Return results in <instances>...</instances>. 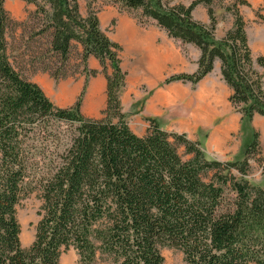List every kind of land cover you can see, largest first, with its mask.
Returning <instances> with one entry per match:
<instances>
[{
    "label": "trees",
    "instance_id": "1",
    "mask_svg": "<svg viewBox=\"0 0 264 264\" xmlns=\"http://www.w3.org/2000/svg\"><path fill=\"white\" fill-rule=\"evenodd\" d=\"M23 1L34 3L42 27L52 30L53 53L66 60L76 40L83 59L92 55L99 60L108 97L102 118L85 117L80 99L69 109L57 106L15 67L8 41L13 20L0 0V264H60L63 250L71 246L86 263L102 247L120 264H163L159 247L164 245L180 248L188 264H264V187L244 178L249 159L258 153V132L245 158L235 161L207 158L200 142L162 129L155 118H148L144 135L136 134L120 99L127 77L123 48L101 28L98 15L89 11L83 16L79 0ZM215 1L222 0L188 5L114 0L121 9L136 12L141 24L154 20L170 37L199 48L197 70L171 75L166 83L196 84L219 59L234 108L249 120L264 116L263 72L255 67L264 70V56L253 58L240 11L251 4L233 0L226 6L234 24L217 39ZM198 4L207 6L209 24L193 17ZM263 10L264 3L255 9L262 22ZM52 76L58 80L65 74L57 70ZM36 134H47L57 154L48 176L39 180L43 205L35 240L23 248L16 214L32 190L26 181L32 161L27 148ZM178 145L192 158L184 160Z\"/></svg>",
    "mask_w": 264,
    "mask_h": 264
},
{
    "label": "crops",
    "instance_id": "2",
    "mask_svg": "<svg viewBox=\"0 0 264 264\" xmlns=\"http://www.w3.org/2000/svg\"><path fill=\"white\" fill-rule=\"evenodd\" d=\"M247 1L251 5L241 6L240 11L246 21L248 44L256 59L264 56V22L257 18L255 9L262 6L264 0ZM173 2L188 5L191 0ZM222 2L223 6L219 9L213 6L217 18V39L223 38L234 24L233 15L225 9L233 0ZM126 13L116 10L115 16H107V19L117 18V32L112 39L118 41L123 48L121 55L122 67L127 72V101L130 100L132 106L141 103L144 113L157 118L159 122L164 114L171 116L169 122L165 123L176 127L164 126L161 122L160 127L168 132L186 133L189 139L200 142L209 159L243 160L246 146L256 131L260 145L256 156L261 158L264 166V116L255 114L249 120L234 108L229 100L232 89L221 74V61L215 59L213 70L196 84L179 80L166 83L165 80L171 75L190 74L197 70L201 54L199 48L170 37L154 20L149 19L143 25ZM192 15L198 21L210 23L208 8L204 4H198ZM183 45L189 48V54H183ZM255 67L263 72L264 86V70L257 63ZM48 77L39 72L29 79L42 88H47L45 82ZM98 82L101 83L100 80ZM94 84L91 82V85ZM71 88L80 87L77 85ZM245 125L249 132L247 139L244 137Z\"/></svg>",
    "mask_w": 264,
    "mask_h": 264
},
{
    "label": "rangeland",
    "instance_id": "3",
    "mask_svg": "<svg viewBox=\"0 0 264 264\" xmlns=\"http://www.w3.org/2000/svg\"><path fill=\"white\" fill-rule=\"evenodd\" d=\"M78 2L80 3V12L83 16H87L89 11L95 12L99 17L101 28L110 38L115 37L117 18L107 19V16H115L116 10L119 13H126L127 11L121 9L114 0H79ZM5 4L10 18L13 20L8 41L9 45H11L10 52L15 67L28 79L39 72L49 76L48 81L45 82V84L47 83V88H43V90L57 106L69 109L80 99V112L85 117H104L108 97L106 94L107 79L99 60L92 55L87 59H83V47L76 40L71 43L68 58L66 60L61 59L51 51L52 30L42 27V20L40 15L36 14L34 3H28L23 0H5ZM212 6L219 9L223 6V2L215 1ZM126 14L135 17L138 21L136 12H127ZM184 53H190L189 48L185 45H183ZM107 69L110 74L112 69L109 61H107ZM57 70L60 76L65 74L64 77L58 80L52 76V73ZM93 70L97 72L92 74ZM97 80H100L101 83H97ZM91 82L95 84L91 85ZM77 85L80 88H71ZM61 86L72 91L71 99L70 97L68 98L67 94L59 92ZM120 99L128 126L136 134L144 135L150 123L148 118L154 117H149L144 113L145 109L141 103L138 106L134 104L132 106L129 102L130 100L127 101L125 87ZM163 116L164 120L160 119L162 125L176 127L174 124L165 123L169 122L168 120L171 116L168 114ZM155 119L161 126L157 118ZM244 129V137L247 139L249 132L246 125ZM49 140L47 134H36L32 135L28 142L27 152L32 161L27 171L26 181L32 190L20 201L16 214L18 223L21 226L20 240L23 248L30 247L35 240L36 228L41 219L40 211L43 205L39 180L44 175L48 176V165L57 154L56 143L53 141L51 143ZM177 148L184 160L192 158V154H187L184 146L178 145ZM231 172L236 177H241L236 169H232ZM244 178L252 184L264 186V166L261 158L254 156L249 159V171ZM97 244L99 245L100 243ZM159 250L164 259L163 264H188L184 258L183 251L178 247L164 245L160 246ZM59 262L60 264H120L121 259L113 253L104 251L101 247L98 248L96 257L92 262H82L80 261L78 250L71 246L63 250Z\"/></svg>",
    "mask_w": 264,
    "mask_h": 264
},
{
    "label": "bare ground",
    "instance_id": "4",
    "mask_svg": "<svg viewBox=\"0 0 264 264\" xmlns=\"http://www.w3.org/2000/svg\"><path fill=\"white\" fill-rule=\"evenodd\" d=\"M59 92H60L61 94H62V93H63V94H64V93L67 94L68 98L70 97V99H71L72 91H71L70 89H67V88L64 87V86H63V87L61 86V87L59 88Z\"/></svg>",
    "mask_w": 264,
    "mask_h": 264
}]
</instances>
